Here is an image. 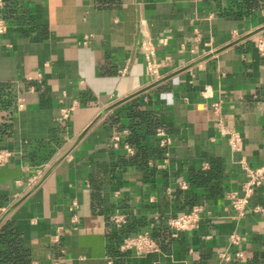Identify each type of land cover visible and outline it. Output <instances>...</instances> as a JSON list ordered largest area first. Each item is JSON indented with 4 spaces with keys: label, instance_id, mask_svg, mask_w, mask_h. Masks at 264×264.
Masks as SVG:
<instances>
[{
    "label": "crops",
    "instance_id": "crops-1",
    "mask_svg": "<svg viewBox=\"0 0 264 264\" xmlns=\"http://www.w3.org/2000/svg\"><path fill=\"white\" fill-rule=\"evenodd\" d=\"M0 20V150L11 153L0 228L20 235L30 264H225L220 254L238 251L245 259L227 264H264V222L252 212L264 188L241 222L227 199L242 194L241 160L264 168V0H2ZM221 122L240 134V154ZM158 129L173 140L169 157ZM197 172L209 182L191 183ZM196 206L211 218L174 236L166 220ZM142 232L160 251H120ZM233 233L241 244L230 245Z\"/></svg>",
    "mask_w": 264,
    "mask_h": 264
},
{
    "label": "built area",
    "instance_id": "built-area-1",
    "mask_svg": "<svg viewBox=\"0 0 264 264\" xmlns=\"http://www.w3.org/2000/svg\"><path fill=\"white\" fill-rule=\"evenodd\" d=\"M0 6H2V0H0ZM5 30V23L3 20H0V33H3ZM161 43L165 44L166 39H161ZM256 47L261 54H264V36L260 35L256 40ZM141 50L144 54L148 72L153 76H159L160 70L157 61L156 47L154 42L148 38L147 35L144 36L141 42ZM20 108L23 107V103H20ZM76 107L73 106L71 109H62L60 120L62 122L68 121L71 117L72 110ZM214 109L219 111L220 104H214ZM220 133L226 137L229 141L231 151L235 154H240L243 150L242 139L240 134L234 129L226 127L223 122L219 124ZM156 136L159 140V146L166 151L165 156L169 157L168 150L173 144L172 138L163 130L158 129ZM126 149L129 155H134V149L130 145H126ZM11 153L0 150V167H4L10 161ZM166 164L168 160L165 161ZM243 168V176L241 182L242 194L237 191H232L227 195V199L230 203L231 211L234 218L241 222L248 213L249 205L253 196L256 194L257 190L261 187L264 188V168H253L249 166L244 160L240 161ZM164 165L160 166L163 167ZM43 168L40 167L37 169L36 175L30 179V185L34 184L36 179L42 174ZM181 187L183 189L188 188V183H182ZM76 205L71 207V211H75ZM252 212L258 215L264 222V206L257 205L252 209ZM211 213L205 211L202 206H196L189 213L172 216L166 220V225L174 231V236H177L178 232L183 231H193L200 227L204 219H210ZM76 221V217L74 216ZM112 222L115 225H122L124 222V217L121 215H115L112 218ZM230 245H239L242 242V237L233 233L230 236ZM120 251L123 253L131 252L135 257H143L150 253L160 251V245L157 240L152 236L150 232H142L137 235H129L123 238L120 244ZM221 260L223 263H231L234 260H244L245 255L243 252L238 251L234 254L229 252H224L220 254ZM51 264H63L62 261H54ZM109 264H113L109 262Z\"/></svg>",
    "mask_w": 264,
    "mask_h": 264
},
{
    "label": "trees",
    "instance_id": "trees-1",
    "mask_svg": "<svg viewBox=\"0 0 264 264\" xmlns=\"http://www.w3.org/2000/svg\"><path fill=\"white\" fill-rule=\"evenodd\" d=\"M144 119L148 120L149 115ZM190 180L195 185L207 184L209 182L208 173H194ZM30 262V254L20 235L14 231L10 224H4L0 228V264H30Z\"/></svg>",
    "mask_w": 264,
    "mask_h": 264
}]
</instances>
